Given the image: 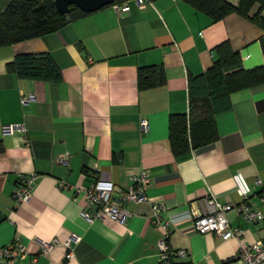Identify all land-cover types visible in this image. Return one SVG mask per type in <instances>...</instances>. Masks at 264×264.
I'll return each mask as SVG.
<instances>
[{
  "label": "crops",
  "instance_id": "1",
  "mask_svg": "<svg viewBox=\"0 0 264 264\" xmlns=\"http://www.w3.org/2000/svg\"><path fill=\"white\" fill-rule=\"evenodd\" d=\"M10 1L0 0V14ZM125 4L128 13L109 6L53 34L0 48V249L17 240L26 246V256L12 264H158L163 232L153 206L160 205L172 249L188 252L176 263L240 264L242 245L264 241V220L250 224L233 210L228 218L241 235L228 241L197 232L191 219L172 220L210 196L242 204L238 173L252 190L248 205L264 216V84L232 93L230 110L217 116L218 141L186 156L172 153L169 119L189 112V79L213 65L219 45L228 42L246 70L264 67V31L236 14L215 23L185 0ZM34 54L51 55L62 80L21 79L9 70L18 56ZM148 66L162 67L166 84L140 92L138 70ZM31 94L37 101L23 106L21 97ZM16 124L25 132L3 133ZM144 171L148 200L123 201L125 223L81 216L92 213L86 192L96 180H113L125 191ZM32 175L33 196L17 206L14 192ZM73 234L81 240L67 259ZM55 240L43 253L41 243ZM0 264L9 263L0 258Z\"/></svg>",
  "mask_w": 264,
  "mask_h": 264
},
{
  "label": "trees",
  "instance_id": "2",
  "mask_svg": "<svg viewBox=\"0 0 264 264\" xmlns=\"http://www.w3.org/2000/svg\"><path fill=\"white\" fill-rule=\"evenodd\" d=\"M132 0H116L122 5ZM213 22L231 14L249 20L264 31V0H185ZM91 13L71 7L67 15L58 12L55 0H11L0 14V48L53 34ZM213 65L202 75L189 79V112L172 114L169 141L176 158L207 147L219 139L217 116L230 110L232 93L264 84V67L246 70L240 54L226 42L214 49ZM19 78L43 82H60L62 73L49 54L21 55L8 66ZM166 84L162 67L138 70L140 92Z\"/></svg>",
  "mask_w": 264,
  "mask_h": 264
},
{
  "label": "built area",
  "instance_id": "3",
  "mask_svg": "<svg viewBox=\"0 0 264 264\" xmlns=\"http://www.w3.org/2000/svg\"><path fill=\"white\" fill-rule=\"evenodd\" d=\"M140 7L144 8L147 0H134ZM175 1V0H173ZM118 13H128L130 7L128 4L114 5ZM37 101L35 95H24L21 97V104L29 106ZM140 129L143 133L149 131V122L147 119H142ZM16 132H25V127L21 124L9 125L3 127V133L11 135ZM67 164V158L61 160ZM37 176L32 175L29 178L23 179L16 191L14 199L17 206L27 203L33 196L34 189L37 183ZM238 194L242 197L243 202L240 205L233 203H221L215 197H208L204 202L198 201L191 203L190 207L184 213L175 217L172 221L175 222L181 218L191 219L195 229L201 234H214L224 241L239 237L241 232L238 228H234L228 218V214L236 210L250 224H258L264 220L263 213L259 210H253L248 205V199L252 192L243 174L238 173L235 176ZM150 184L149 175L146 171L134 177V185L127 190L122 191L113 180L98 179L94 182L86 192V199L92 213L83 210L81 216L88 222L93 223L103 219L105 216L125 223L130 217V214L122 208V202L132 201L140 203L148 200L147 188ZM61 189H65L64 183L60 184ZM154 223L162 230V237L158 242V264H194V263H176L175 258H187L186 250L172 249L169 238L171 231L168 228V223L163 220L165 210L160 205L153 206ZM81 240L79 235L73 234L66 242L65 246L68 249L67 259L74 257L73 245ZM42 252L46 253L53 249L57 241L42 242ZM27 254V248L19 240L0 249V258L7 260L12 264L18 259H23ZM240 264H264V241H257L250 245H242L240 252L236 256Z\"/></svg>",
  "mask_w": 264,
  "mask_h": 264
},
{
  "label": "water",
  "instance_id": "4",
  "mask_svg": "<svg viewBox=\"0 0 264 264\" xmlns=\"http://www.w3.org/2000/svg\"><path fill=\"white\" fill-rule=\"evenodd\" d=\"M116 0H55L59 13L67 15L71 7H77L85 13H94L112 6Z\"/></svg>",
  "mask_w": 264,
  "mask_h": 264
}]
</instances>
